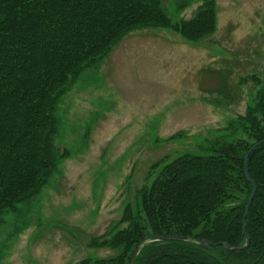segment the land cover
<instances>
[{"label":"rangeland","instance_id":"rangeland-1","mask_svg":"<svg viewBox=\"0 0 264 264\" xmlns=\"http://www.w3.org/2000/svg\"><path fill=\"white\" fill-rule=\"evenodd\" d=\"M201 0H162L172 21ZM216 29L198 42L166 27L125 34L58 97L40 189L0 213V264H74L114 254L91 246L140 209L139 189L210 141L264 89V0H216ZM171 136H174L172 138ZM140 211V210H139Z\"/></svg>","mask_w":264,"mask_h":264},{"label":"trees","instance_id":"trees-1","mask_svg":"<svg viewBox=\"0 0 264 264\" xmlns=\"http://www.w3.org/2000/svg\"><path fill=\"white\" fill-rule=\"evenodd\" d=\"M215 4L201 0L192 17L172 21L162 0H0V213L54 169L56 102L69 81L134 29L166 27L200 41L216 29ZM226 128L244 136L219 135L206 154L166 160L139 189L140 211L124 207L118 223L126 226L89 242L114 254L74 264H129L136 249L132 264H264V89ZM247 152L256 191L245 235Z\"/></svg>","mask_w":264,"mask_h":264},{"label":"water","instance_id":"water-1","mask_svg":"<svg viewBox=\"0 0 264 264\" xmlns=\"http://www.w3.org/2000/svg\"><path fill=\"white\" fill-rule=\"evenodd\" d=\"M262 142H264V139L261 140V141L258 142V143H262ZM258 143H257V144H258ZM257 144H256V145H257ZM253 147H254V146H253ZM251 150H252V148H251ZM249 151H250V150H249ZM248 154H249V152H247V154H246L245 157H244V173H245V177H246V179H247V180L251 183V185H252V191H251V194H250V196H249V198H248V200H247V203H246V205H245L244 215H243V219H242V222H243V232H244L245 235H246V231H245V227H244V224H245V218H246V216H247V213H248V209H249L250 203H251V201H252V199H253V197H254L255 191H256L255 183H254V181L251 179V177L249 176V173H248V163H247V157H248ZM149 237H150V239L159 240V239H169V238H173L174 236L167 235V236H149ZM247 244H248V238H246V243H245L244 246H246ZM204 246L207 247V244L204 243ZM225 247H226L227 249H232V248H230L227 244H225ZM136 252H137V249H136L135 252L133 253V255H132L131 259H130L129 264H132L133 259H134V255L136 254Z\"/></svg>","mask_w":264,"mask_h":264}]
</instances>
